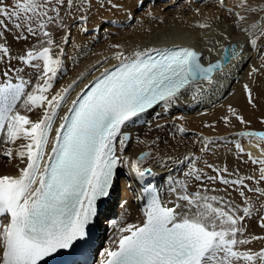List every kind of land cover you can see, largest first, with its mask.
<instances>
[{
	"label": "snow or ice",
	"instance_id": "obj_1",
	"mask_svg": "<svg viewBox=\"0 0 264 264\" xmlns=\"http://www.w3.org/2000/svg\"><path fill=\"white\" fill-rule=\"evenodd\" d=\"M216 3L248 37L247 47L259 51L264 43V17L242 29L241 25L264 8L252 7L248 0H232V7L229 0ZM91 7L92 0L0 2V65L4 66L0 69V134L8 145L26 142L15 149L25 166L18 168V175L0 176V264H41L60 250L72 249L78 241L86 242L90 226L102 214L100 206L112 194L120 168L128 167L138 181L154 175L151 168L141 167L150 153L129 165L124 150L133 134L128 129L157 106L168 110L178 104L183 93L197 91L202 82H211L215 73L223 72L244 54L242 47L225 48L223 60L205 67L202 54L191 48H147L130 55L119 52L114 57L118 65L105 69L85 86L52 138L60 110L78 86L74 82L52 92L66 71L71 22L78 21L76 26L86 32ZM5 32L13 33L17 42L35 43L13 56ZM248 96L251 102L250 91ZM18 105L25 112L41 109L43 115L33 121L21 114ZM229 111L235 115L233 109ZM236 119L246 123L241 116ZM242 138L264 144V132H246ZM135 140L143 142L139 136ZM210 143L202 141L200 151H208ZM235 148L259 166L258 177L239 176L237 170L235 179H226L222 173L227 168L213 165L208 167L217 175L206 177L194 167L198 159L194 154L185 157L193 165L185 175L200 181L201 186L190 192L186 181L172 180L168 188L175 196L172 207L162 203L158 191L152 194L143 209L142 226L119 227L118 247L105 249L103 264H264V249L253 252L245 247L264 241V236L251 233L247 222L256 219L264 229V187H260L264 160L245 153L240 143ZM13 152L8 147L3 155L11 160ZM205 179L223 184L225 195H210L216 190L204 186ZM233 191L241 203L232 198Z\"/></svg>",
	"mask_w": 264,
	"mask_h": 264
},
{
	"label": "bare ground",
	"instance_id": "obj_2",
	"mask_svg": "<svg viewBox=\"0 0 264 264\" xmlns=\"http://www.w3.org/2000/svg\"><path fill=\"white\" fill-rule=\"evenodd\" d=\"M150 1L154 0H92L91 11L88 13V30L81 32L76 26L78 21L71 22L72 39L65 46L68 53L65 58L66 71L58 78L52 92L74 82H78V86L71 92L67 106L60 110L61 119L56 121L52 138L72 101L105 69L119 63L114 58L119 52L130 55L134 50L162 48L166 44H186L201 51V62L207 65L221 58L225 48L242 47L243 57L233 59L223 72L215 73L211 82H202L197 91L183 93L179 103L168 110L157 106L135 127L128 129L133 134L132 142L124 150V154L129 157V165L138 159L139 154L150 153V159L141 165L142 168H151L155 174L147 184L160 191L165 206L172 207L175 196L168 191L172 180L179 178L186 181L190 192L201 186L200 181L185 175L193 165L184 158L193 154L198 158L194 167L206 177L217 175L214 171L211 174L208 165L219 169L226 167L227 173H222L226 179H235L237 170L239 176H259V166L253 165L247 155H240L235 144L240 143L244 152L250 153L253 158L264 160V153L261 151L264 144L256 140L250 142L241 136L244 132L264 131V43L259 51H251L246 44L248 37L234 26L233 20L228 18L216 0H157L158 6H153ZM0 2L8 4L9 0ZM248 3L252 7L264 8V0H248ZM228 6L232 7V0H229ZM261 17H264V12L250 15L247 24H242L241 29ZM114 19L117 21H113ZM202 24L209 26L200 27ZM98 29L100 33L96 34L94 31ZM76 30L80 31L79 35ZM5 37L13 56L19 55L25 47H31L35 43L17 42L10 32H5ZM114 45L120 47H113ZM12 63L17 65L15 60ZM3 67L0 65V69ZM31 79L34 84L35 77ZM17 107L21 114L28 115L33 121L43 115L41 109L25 112L19 105ZM230 108L235 115L229 111ZM236 116L243 117L246 123H240ZM149 123L151 127H148ZM169 130L172 135L168 133ZM136 136L143 142H136ZM4 139L3 136L0 141V176L18 175V168L25 165L16 157L15 149L26 142L18 140L16 145H8ZM202 141H212L208 151H200ZM8 147L14 149L11 160L3 155ZM205 181L204 186L216 190L210 191V195H225V186L219 181ZM246 183L253 186L252 181ZM260 187H264V183ZM144 188L141 181L130 174L128 167L119 169L112 194L99 217L102 231L100 238L106 240L98 255L100 260L107 258L105 249L115 250L118 247L119 227L128 224L142 226L145 219V203L142 199ZM231 196L236 203H241L238 193L233 191ZM247 222L252 234L262 233L259 236H264V229L258 226L256 219ZM263 242L254 241L245 247L252 251L257 247L263 249Z\"/></svg>",
	"mask_w": 264,
	"mask_h": 264
},
{
	"label": "rangeland",
	"instance_id": "obj_3",
	"mask_svg": "<svg viewBox=\"0 0 264 264\" xmlns=\"http://www.w3.org/2000/svg\"><path fill=\"white\" fill-rule=\"evenodd\" d=\"M151 3H152V5L153 6H158V1L157 0H154V1H150ZM143 4V2L141 1V5ZM156 4V5H155ZM158 9V8H157ZM132 16V15H131ZM113 21H117V20H113ZM78 31V32H77ZM76 32V34L77 35H79V33H80V31L79 30H76L75 31ZM71 33H72V31H71ZM70 39H72V38H70ZM22 42H24L25 44H26V42L25 41H22ZM32 42V41H31ZM31 42H27V43H31ZM223 86H224V84H223ZM148 127H151V123H149L148 124ZM168 133H170L171 135L173 134V133H171V131L169 130L168 131ZM242 156H246V155H242ZM248 160H249V158H248ZM250 161V160H249ZM179 166V165H178ZM208 169L211 171V174L213 173V169L212 168H209L208 167ZM205 182H207V180L205 181ZM120 194H121V192H120ZM261 231H263V230H261ZM264 232V231H263ZM262 233H256L255 235H257V236H259V235H261ZM108 236V235H107ZM105 243H106V240H104L103 241V244H102V247H104L105 246ZM262 244H264V242L262 243ZM263 249H264V247H262ZM248 249H251V248H248ZM258 249H261V248H258L257 247V249L255 250V251H257Z\"/></svg>",
	"mask_w": 264,
	"mask_h": 264
},
{
	"label": "water",
	"instance_id": "obj_4",
	"mask_svg": "<svg viewBox=\"0 0 264 264\" xmlns=\"http://www.w3.org/2000/svg\"><path fill=\"white\" fill-rule=\"evenodd\" d=\"M228 48V47H227ZM223 57H224V51H223V55H222V60H223Z\"/></svg>",
	"mask_w": 264,
	"mask_h": 264
}]
</instances>
